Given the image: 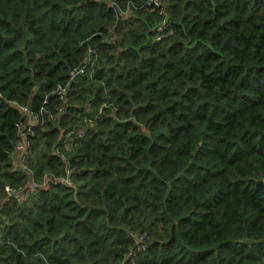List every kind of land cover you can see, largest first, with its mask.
Returning a JSON list of instances; mask_svg holds the SVG:
<instances>
[{"label": "trees", "instance_id": "1", "mask_svg": "<svg viewBox=\"0 0 264 264\" xmlns=\"http://www.w3.org/2000/svg\"><path fill=\"white\" fill-rule=\"evenodd\" d=\"M154 1L0 0V264H263L264 0Z\"/></svg>", "mask_w": 264, "mask_h": 264}, {"label": "built area", "instance_id": "2", "mask_svg": "<svg viewBox=\"0 0 264 264\" xmlns=\"http://www.w3.org/2000/svg\"><path fill=\"white\" fill-rule=\"evenodd\" d=\"M154 5L158 6L159 1L155 0L153 2ZM125 14V13H124ZM127 15V14H125ZM173 34V28L167 19H164L161 23H159L153 33V39L155 41H161L162 39L170 36ZM114 39V38H113ZM92 53L94 54V50L90 49ZM94 60L91 58V60H87L83 66H81L79 69L75 71L70 72V80H74L76 77L81 76L83 74H86L87 72L91 74L92 68H93ZM65 89H61L60 94L65 93ZM19 110H21L23 113H26V108L22 106H17ZM61 110H59V113ZM54 118V116H52ZM41 124V122H37L36 119L29 118L24 122L23 125L18 126V135L19 139L15 144V152H16V167L17 170L20 172H25L29 174V177L27 179V183L25 186L20 187L18 189H10L9 187H5V194L6 197L4 200L8 199H14L15 201L21 203L23 202L29 195L36 192L40 187L44 186V184L48 181L45 180L42 182V184L37 183L35 179L30 175V170L28 168V162L31 158V145L30 141L28 140L29 135L34 134V129ZM85 133L84 128H77L75 130H70L63 136L62 144L64 148H69L70 143L74 140V138L77 137H83ZM0 201V212L2 208L3 201ZM147 248L146 244V238L144 235L137 234L135 236V245L131 252V254H135L139 251L145 250ZM264 264V260H263Z\"/></svg>", "mask_w": 264, "mask_h": 264}, {"label": "water", "instance_id": "3", "mask_svg": "<svg viewBox=\"0 0 264 264\" xmlns=\"http://www.w3.org/2000/svg\"><path fill=\"white\" fill-rule=\"evenodd\" d=\"M17 38H18V33H17V31H14V35L12 37L7 38V41L15 43L17 41ZM106 42H108L107 39H106ZM29 108H30V103H28V105H27V109H29ZM65 172L67 174L66 180L62 181V182L65 185H70V176L68 175L67 170H65ZM263 183H264V179H263Z\"/></svg>", "mask_w": 264, "mask_h": 264}, {"label": "rangeland", "instance_id": "4", "mask_svg": "<svg viewBox=\"0 0 264 264\" xmlns=\"http://www.w3.org/2000/svg\"><path fill=\"white\" fill-rule=\"evenodd\" d=\"M112 42L115 43V42H117V41H116V39H113V37H112Z\"/></svg>", "mask_w": 264, "mask_h": 264}]
</instances>
